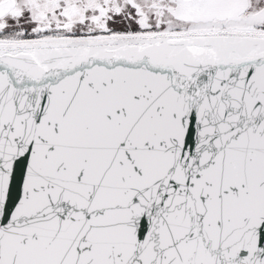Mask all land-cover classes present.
Listing matches in <instances>:
<instances>
[{"label":"snow or ice","instance_id":"1","mask_svg":"<svg viewBox=\"0 0 264 264\" xmlns=\"http://www.w3.org/2000/svg\"><path fill=\"white\" fill-rule=\"evenodd\" d=\"M0 264H264V0H0Z\"/></svg>","mask_w":264,"mask_h":264}]
</instances>
